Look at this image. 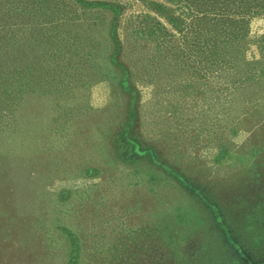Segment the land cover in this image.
Wrapping results in <instances>:
<instances>
[{
    "label": "rangeland",
    "instance_id": "rangeland-1",
    "mask_svg": "<svg viewBox=\"0 0 264 264\" xmlns=\"http://www.w3.org/2000/svg\"><path fill=\"white\" fill-rule=\"evenodd\" d=\"M111 1L128 3L116 61L136 76L135 97L105 61L108 14L46 0L40 17H25L18 8L37 0H0L1 26L12 8L0 38L16 34L22 50L8 62L42 69L1 108L0 264H66L58 227L78 237L79 264H250L246 253H264V81L200 62L184 44L191 34L184 41L162 19L174 45L158 53L130 33L147 10ZM261 34L256 17L249 39ZM127 126L154 159L133 154Z\"/></svg>",
    "mask_w": 264,
    "mask_h": 264
},
{
    "label": "trees",
    "instance_id": "trees-1",
    "mask_svg": "<svg viewBox=\"0 0 264 264\" xmlns=\"http://www.w3.org/2000/svg\"><path fill=\"white\" fill-rule=\"evenodd\" d=\"M66 1L76 5L82 14H108L104 19H106L105 24H107L106 41L110 48V55H106L105 61L115 74L117 71L121 72L122 75L118 78V86L121 88V91L123 93H130V95L135 97L137 94L135 86L136 76L134 73L133 75L129 74L130 72L116 61L117 55L121 51L122 43L116 29H118L117 27L120 28L118 21L125 14L128 3H117L111 0ZM129 1L140 3L147 10V13L141 15L140 22H138L134 30L130 32L131 35L136 36L138 40L152 42L158 53L166 50L170 45L173 47L172 36L178 35L185 41L189 37V34H191L188 41L189 46L186 43L184 44L189 49L190 47H195L193 53L197 51L201 55L202 59L200 62L209 66L217 63L222 69L233 64H238L239 68L242 65V70L247 72L244 78L247 82H251L257 86L263 83L264 34L253 37L250 40L249 23L256 17H264V0H166L165 3L156 0ZM44 2L46 0H37L34 6H24L18 8V10L25 17L27 15L34 16V14L40 17L45 10L40 5H44ZM11 9L10 7H6L2 10L6 21L3 26L0 25V31L5 32L7 30V17H9ZM159 19H162L164 23L169 25L170 29L175 32V35L167 30ZM17 38L16 34H6L0 38V116L2 112L1 108L9 107L11 109L10 103L13 102L11 97H15L17 90L22 91L24 83H26V81L24 82V77L29 74V79L35 81L42 71V69H35L33 72L31 69L27 73L26 69H24L26 62L22 56L19 59L21 64L18 66V69H15L8 62V60H11L9 55L11 50L22 53V50H19ZM250 48L253 50L255 48L254 54L252 53L254 51L250 50ZM247 53L252 55L247 57ZM85 63L81 65L82 69L86 66ZM229 69L233 68L229 67ZM249 105L247 104V108ZM231 124L234 125L233 121ZM128 128L127 126L124 133L126 135V142L133 150V154L154 159L156 157L154 150L151 148L142 149L140 141L129 136L126 132ZM223 146H221L222 150L225 148ZM260 151L256 149L254 152L259 153ZM257 171L256 168L253 169L256 178L261 174ZM93 172L94 170L91 168H84L83 174L85 177H91ZM62 194H64V191L60 193V198H63ZM212 209L215 211V208L212 207ZM249 220L253 221L252 218ZM58 230L69 242L70 252L66 264H79L78 237L66 227H58ZM223 233L228 239L231 238V233L228 230L224 229ZM251 245H255L254 241H252ZM258 245L264 247V241H258ZM241 250L242 247L240 246L236 248V251L241 252ZM246 254L249 259L246 260L247 258H245V261L248 263L258 262V264H264V253L261 256L260 254L256 256L254 253Z\"/></svg>",
    "mask_w": 264,
    "mask_h": 264
}]
</instances>
